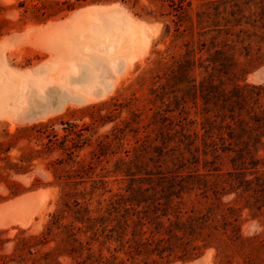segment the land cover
I'll list each match as a JSON object with an SVG mask.
<instances>
[{"label": "rangeland", "instance_id": "obj_1", "mask_svg": "<svg viewBox=\"0 0 264 264\" xmlns=\"http://www.w3.org/2000/svg\"><path fill=\"white\" fill-rule=\"evenodd\" d=\"M224 45L248 72L239 82L264 87V0H0V264H167L108 237L109 204L128 185L116 162L158 142L167 118L197 134L176 171L199 174L236 231L224 253L212 243L168 264H264V147L234 170L232 153L203 154L187 83L151 94L187 49L204 61Z\"/></svg>", "mask_w": 264, "mask_h": 264}, {"label": "trees", "instance_id": "obj_2", "mask_svg": "<svg viewBox=\"0 0 264 264\" xmlns=\"http://www.w3.org/2000/svg\"><path fill=\"white\" fill-rule=\"evenodd\" d=\"M217 44L212 38L210 47L217 48ZM193 54V49H187L180 55L151 94L158 98L165 95L168 85L187 83L191 100L199 103L203 154L209 151L216 160L218 150L230 152L231 166L239 171L247 161L254 160L250 148L254 151L264 147V104L260 101L264 87L239 82L248 72L239 67L235 50L228 45L213 51L204 61L196 60ZM197 66L203 69L198 82L191 76ZM163 120L169 122L159 124L158 142L142 145L131 159L116 162L115 172L128 177V185L125 194H118L109 204L113 217L108 237L126 247L128 255L156 256L167 264L194 260L212 243L219 248V254L224 253L222 250L236 238V229L232 234L234 226L229 221L233 211L222 210L214 194V199L207 197L210 188L200 183L199 174L187 172L181 177L176 171L197 156V134L188 139L182 128H168L172 121ZM149 150L148 163L142 160ZM199 190L204 201L186 206L182 195ZM197 240L200 245H192Z\"/></svg>", "mask_w": 264, "mask_h": 264}, {"label": "bare ground", "instance_id": "obj_3", "mask_svg": "<svg viewBox=\"0 0 264 264\" xmlns=\"http://www.w3.org/2000/svg\"><path fill=\"white\" fill-rule=\"evenodd\" d=\"M104 7V6H103ZM96 8V7H95ZM116 32H118V34H119V31H117L116 30ZM121 33V32H120ZM118 36V35H117ZM120 36H121V34H120ZM114 38H116V39H118L116 36H114ZM119 39H120V37H119ZM124 39V38H123ZM124 41V40H123Z\"/></svg>", "mask_w": 264, "mask_h": 264}]
</instances>
